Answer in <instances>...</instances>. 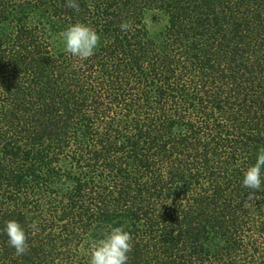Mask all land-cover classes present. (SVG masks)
Instances as JSON below:
<instances>
[{"label": "trees", "instance_id": "16d2710c", "mask_svg": "<svg viewBox=\"0 0 264 264\" xmlns=\"http://www.w3.org/2000/svg\"><path fill=\"white\" fill-rule=\"evenodd\" d=\"M76 2L0 0V264H89L113 227L127 264H264V182L242 183L264 147V0ZM77 22L100 37L85 61L59 35Z\"/></svg>", "mask_w": 264, "mask_h": 264}, {"label": "clouds", "instance_id": "9594fccd", "mask_svg": "<svg viewBox=\"0 0 264 264\" xmlns=\"http://www.w3.org/2000/svg\"><path fill=\"white\" fill-rule=\"evenodd\" d=\"M67 7L80 10L76 0H67ZM120 29L123 32L132 30L131 22H122ZM64 44V51L79 61H85L95 54L100 41L98 33L87 24L77 22L69 25L60 34ZM262 171H264V147H261L255 163L244 172L243 186L249 189V199L262 187ZM33 234L39 231L33 221L29 226ZM4 231L8 237V244L15 249L17 256H22L29 250L28 236L25 228L17 220L6 222ZM132 236L122 227H113L104 236L90 244L89 264H127L128 253L132 251Z\"/></svg>", "mask_w": 264, "mask_h": 264}, {"label": "rangeland", "instance_id": "374dc122", "mask_svg": "<svg viewBox=\"0 0 264 264\" xmlns=\"http://www.w3.org/2000/svg\"><path fill=\"white\" fill-rule=\"evenodd\" d=\"M167 23V18L165 16H160L158 21L156 22V25L158 28H162L165 26V24Z\"/></svg>", "mask_w": 264, "mask_h": 264}]
</instances>
